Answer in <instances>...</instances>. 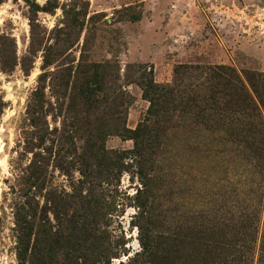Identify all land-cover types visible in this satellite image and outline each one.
Returning <instances> with one entry per match:
<instances>
[{
	"label": "rangeland",
	"instance_id": "374dc122",
	"mask_svg": "<svg viewBox=\"0 0 264 264\" xmlns=\"http://www.w3.org/2000/svg\"><path fill=\"white\" fill-rule=\"evenodd\" d=\"M216 64L264 72V0H0V264H152L203 209L261 224L264 166L138 83Z\"/></svg>",
	"mask_w": 264,
	"mask_h": 264
},
{
	"label": "trees",
	"instance_id": "16d2710c",
	"mask_svg": "<svg viewBox=\"0 0 264 264\" xmlns=\"http://www.w3.org/2000/svg\"><path fill=\"white\" fill-rule=\"evenodd\" d=\"M190 68L199 75L186 87L188 91L178 78L182 66L174 68V85L169 87L155 83L151 73L141 75L138 83L150 103V115L162 118L177 111L194 115L213 134L224 136L235 151L244 153L246 163L264 166V72L238 71L225 64ZM263 197L264 193L261 202ZM222 218L210 217L204 209L182 216L178 226L158 236L152 264H252L254 252L256 264H264V215L259 225L256 208L227 211ZM260 226L263 233L257 243Z\"/></svg>",
	"mask_w": 264,
	"mask_h": 264
}]
</instances>
